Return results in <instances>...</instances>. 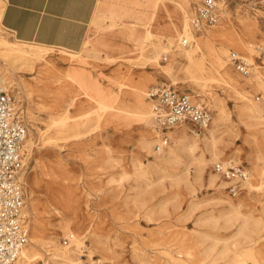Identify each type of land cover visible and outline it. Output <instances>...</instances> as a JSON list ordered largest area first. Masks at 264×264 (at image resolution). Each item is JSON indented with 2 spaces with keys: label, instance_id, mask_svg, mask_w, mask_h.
<instances>
[{
  "label": "rangeland",
  "instance_id": "374dc122",
  "mask_svg": "<svg viewBox=\"0 0 264 264\" xmlns=\"http://www.w3.org/2000/svg\"><path fill=\"white\" fill-rule=\"evenodd\" d=\"M135 1L100 0L95 16L108 15L110 7L143 8L136 5ZM141 1L144 0H139L140 6ZM202 1L165 0L162 3L165 8L157 10V19L153 22L152 29L160 35L165 23L173 25L176 22L174 20L178 12H170V7H167L170 5L189 8L191 24L195 8ZM0 4L4 10V1L0 0ZM220 9L219 23L207 30L216 31L226 27L242 36L245 48L222 46L223 39L212 38L211 49L207 52V69L212 70L203 76L207 83L195 70H187L190 68L187 61L180 62L177 58L178 49L183 47L181 39L173 45L169 44L166 37L162 40L170 52L167 54V61L164 56L158 64L148 54L141 55L139 51L129 53L123 49L125 41L119 37L118 32L134 21L132 16L118 18V26L110 27L113 21L104 15H100L94 23L92 21L84 48L76 52L78 55L74 59L70 60L60 53L67 50L57 48H53V52L47 56L57 66L50 72L42 70L51 82L57 81L51 87L30 85L33 75L23 72L6 80L14 91L16 107L22 112L28 134L34 142L32 151L26 154L25 192L26 206L30 212L26 217L30 239L28 247L32 245L34 237L47 240L52 238L55 242V245H47L41 249L39 264H52L46 250L53 252L55 247L73 248L72 240L63 229V217L76 218V222L82 224L78 232L82 233L85 228H96L102 240L111 236L117 243L114 264H166L168 257L165 251L168 250H174V256L183 253L187 264H210L217 259L215 264H264V239L258 243L262 254H256L255 251L235 253L238 250L235 246L238 244L232 237L238 227L226 228L224 218L213 219V216L224 217V213L229 211L230 203H241L243 214L263 219L264 187L260 190L257 187L261 186L264 179L259 172L264 160V139L260 133L240 121L234 113L236 100L223 93L221 82L208 80L217 76L213 70L219 67L221 55L225 51L229 54L230 66L234 72L237 71L232 63L233 53L248 58L252 64L251 69L261 67L264 72V63L257 58L258 48L264 46V38L259 35L254 40L246 29L247 22L257 20L264 32V5L258 0H227L226 6ZM148 28L147 23L142 24L136 33L140 34ZM191 28L193 29L192 24ZM207 30L203 32L206 33ZM203 32L194 30L193 33L200 36ZM0 36L18 42L3 27L0 29ZM159 38L156 37L155 41H159ZM92 49L98 52H92ZM109 51H114L112 56L116 58L115 62L108 59ZM168 64L171 74L177 78L176 84L165 71ZM8 68L6 61L0 57V70L5 74ZM68 73H71L72 78L67 76ZM194 81L197 82L193 83ZM135 86L147 89L142 99L150 107L151 122L152 102L148 95L153 88L167 86L195 95L196 102L205 104L210 109L212 124L221 113L215 105L220 103L218 101L221 98L225 101L232 115V122L223 117L217 122L216 129H219L218 134L223 141L220 154L222 161L211 163L210 170L201 182L190 187L168 178L164 186H147L151 181L158 182L168 171L175 174L176 167L168 162H163L156 168L152 165L156 163L157 153L164 151L162 156L165 155L176 144L179 136L186 135H177L178 131L187 130L188 136L201 138L208 134V130L197 134L188 125V128L177 127L169 133V144L158 150L161 136L153 122L147 124L139 118L140 113L148 108H139ZM67 87L69 92L66 91V95L81 94L77 104L69 109L64 107V98L60 96L63 94L60 89ZM245 89L254 101L257 97L264 99L261 90L251 86H246ZM209 91L220 98L211 99ZM68 100L65 97V101ZM100 105H106L107 109L99 110ZM61 126L75 128L73 131H62ZM148 130L154 134L151 152L142 148ZM203 151L204 145L201 144L197 156H202ZM205 155L210 158L208 153ZM227 160L232 162L231 165H241L249 172V180L244 183L242 193L236 198L227 189L209 186L210 173H215L214 165ZM140 163L143 167H151L146 177L136 167ZM230 185L231 182H228L227 188ZM239 224L237 223L238 226ZM84 232L81 237H86L82 252H79L80 260H100L101 264H106L102 250L86 235L88 231ZM213 245H216V250L211 253V258L206 250ZM222 246L229 248L231 252L221 259L218 253ZM189 252L191 255L187 256L186 253Z\"/></svg>",
  "mask_w": 264,
  "mask_h": 264
},
{
  "label": "bare ground",
  "instance_id": "6f19581e",
  "mask_svg": "<svg viewBox=\"0 0 264 264\" xmlns=\"http://www.w3.org/2000/svg\"><path fill=\"white\" fill-rule=\"evenodd\" d=\"M164 2L165 0H159V2H157V4L159 3V8L160 7L165 8V6L162 4ZM225 6H226V2L222 4L221 7H225ZM167 7H170V12L171 10L178 12V16L176 20H174L176 22L173 23V25L170 23L164 24V28L163 29L161 28L162 33L160 35H157L156 30L152 29V24L157 19V15H158L157 10L154 11L152 17H150L147 21L145 19L137 20L136 22L130 23L128 26L125 25L124 28L120 29V31L118 32L120 34L119 37H122V39L125 41L123 49L126 52L135 53L139 51L141 52V55L148 54L150 59H154L155 62H158V64H160V59L166 56L168 52H170V49L163 44L162 40L166 37L169 40V44L173 45L177 42V40L182 39L183 37H187L188 39H190V44L188 47H180L178 49V52L176 53L177 58H179L180 62L187 61L190 67L187 70L193 69L196 72H198L203 79H205L203 76L208 71L212 70V68L207 69V61H208L207 52L211 49L212 46L211 44L213 43L212 38L220 37L221 39H223L222 46L229 45L231 47H239L241 49L245 48L242 36H240L237 33H234L233 31H229L226 27H221L216 31L207 30L206 33L203 32L202 34L200 33L201 34L200 36H195L193 33L194 30L191 28V24H190L189 8L182 5L180 6V8H177L172 5ZM3 13L4 10H2V6L0 4V29L2 28ZM104 16L106 18L112 19L113 23L110 27L118 26L117 20L114 16L112 15H104ZM145 23H147L149 28L146 31L141 32L140 34H137L136 32L139 31V26ZM246 29L249 31L248 33L252 39L257 40L259 35H262V37L264 38V32L262 30L261 24L257 20L247 22ZM156 37H160L159 41H155ZM252 46L253 44L250 46V48ZM91 51L98 52L93 49ZM52 52H53V48H50L49 46L46 47L37 44L32 45L27 43L13 42L8 40L6 37L0 36V57L4 61H6V64L9 66V68L6 69L5 74L2 72V70H0V75L6 81L7 79H12L15 76V74L18 72L32 74L33 81L32 83H30V85H33L34 87L35 86L51 87V84L57 83V81L51 82L49 78L45 77V74L43 72L44 71L50 72L51 70L57 68L55 64H53L51 61L47 59V56ZM113 52L114 51H109L107 54H108V59L110 60L113 59V62H115L116 58L112 56ZM60 53L67 56L70 60L74 59L75 56L78 55L74 51L72 52L61 51ZM93 56L95 57L96 55L94 54ZM221 56H222L221 57L222 62L220 63L219 67L214 68L213 70V72L217 76L208 80H216L221 82L223 93L226 96L233 97L236 100L237 106L234 113L238 116L240 121L246 124L248 128L253 129L255 132L260 133L262 138L264 139V104L261 101H258L257 99L256 101H254L252 95L249 94L245 89L246 86L255 87L261 90L264 94V72L261 70V67H253L251 69V73L248 76H243L238 72H234L233 69L231 68L229 62V54L227 51H225V54ZM165 71L172 78L171 80L174 82V84H176L177 78L171 74L170 65L166 67ZM67 76L69 78H72L71 73H68ZM205 81L207 83L206 79ZM195 82L197 81H194L193 83ZM134 89L136 91L135 96L138 98L139 108L142 107L148 108L147 111L140 113L139 118L143 122H146L147 124L148 123L151 124L153 121L151 122L150 107L148 103L142 99L147 89L139 86H135ZM204 90H206V87L204 88ZM66 91L69 92L68 87L60 89V92L63 93L60 96L64 98L63 101L65 102L64 107L69 109L77 104L78 97H80L81 94L68 96L66 95ZM209 92L211 94V99L220 98V96H216V95L214 96V94L211 91ZM84 94L89 97V95L86 92H84ZM193 96L194 98L196 97L195 95ZM65 97L66 98L68 97L69 100L65 101ZM218 102L220 103H217L215 105V108L221 111V113L219 114V117H217V119L215 118L213 124L211 122L212 126L211 125L207 126L206 128L208 130L207 135L198 138V137H193L191 135L188 136L187 130L178 131L176 133L177 135L178 133H181L182 135L186 133V135L179 136L176 139V144L173 147L169 148V150L165 153V155L162 156L164 151L161 153H157L159 155L156 157L157 159L156 163H154L152 166L156 168L155 166L163 162H168L176 167L174 172L175 174L172 175L171 172L168 171L167 173H165L163 176L160 177L158 182L156 181L155 183L154 181L153 182L151 181L147 185L148 187H153L155 184L164 186L165 181L168 178L173 179L176 183L183 182L191 187L193 184L202 181L204 176H206L208 170H210L209 166L211 163L221 160L220 157V154L222 152L221 144L223 141L218 134L219 129L218 130L216 129L218 126L217 122L221 119V117H223L228 122H232V117H231L232 115L228 111L226 107V103L222 98ZM98 109L106 110L107 106L100 105ZM185 126L186 128H188L187 125H183L182 127ZM61 128L62 131H73L75 126H61ZM153 139H154V134L148 130L147 135L143 139L142 148L144 150L151 152L152 146L154 144ZM201 144L204 145V151L202 156L198 157L197 152L201 149ZM33 145H34L33 139L31 135L29 136L28 134L24 147L25 155L32 151ZM205 153H208L210 158L207 157ZM231 163L232 162L230 160L224 162V164L227 165H231ZM143 166L144 165L140 163L136 167L139 170H141L143 176L146 177L151 167L150 166L143 167ZM259 172L262 175V177H264V160H263V166L261 167ZM220 178L221 177L216 173H210L209 186L216 188L218 187L221 189H227L228 182L225 181L224 179H223L224 181H222V178L221 179ZM249 185L250 187H252L251 184ZM263 187H264V179L261 183V186L257 188L260 190ZM145 191L146 189H144V192ZM241 208H242L241 203L239 205L230 203L229 211L224 213V217L213 216V219L224 218L226 228H232L234 226L238 227L236 234L232 237V239L236 240L238 244L235 246L238 247V250L235 253L240 254L243 252L255 251L257 252L256 254H260L262 251H259L258 243L261 239H264V216L263 219H254V217L251 216L250 214H243L241 212ZM29 214L30 212L28 210V206H25L24 216L27 217V215ZM76 220H77L76 218L75 219L67 218V217L62 218L64 232L66 233V235H68L70 240H72L71 243L73 244V248L68 247L65 249H61L55 247L53 249V252L46 250L49 252L48 253L49 261H51L52 264H72L73 262L80 260L81 254L79 255V252H82L81 249L84 247V237H86V236L81 237V235L85 233L84 231L86 232L88 231L86 235H89L93 244L97 248H100L102 250V253L105 256L104 260L105 262H107L106 264H114V259H116L117 256L116 241L111 236L107 237V239L105 238V240H102L100 236L101 234L99 233V231L96 230V228L95 229L85 228V230L82 233L78 232L82 224H78ZM237 223H240L239 226L237 225ZM31 241H32V245L27 247L23 251L21 257L19 258V260L15 262V264H39V259L42 258L41 249L47 247V245H55V242L53 241L52 238L51 240H47L41 237H34L32 238ZM223 247L224 246L221 247L222 250L218 253L221 259L226 258L228 254L231 252L229 248L227 247L223 248ZM214 250H216V245H213L209 247L208 250H206V252L209 254L208 257H211L210 255ZM172 251L171 250L165 251V255L168 257V261L166 260L167 261L166 264H187V261L183 259L185 258V255H183V253H179L177 256H174ZM186 254L187 256L191 255L190 252ZM91 256H92V252L89 253L90 258ZM239 257H241V255ZM217 260L210 262V264H215ZM90 261L92 260L90 259ZM143 261L144 263L146 262L145 260ZM147 263L148 262H146V264Z\"/></svg>",
  "mask_w": 264,
  "mask_h": 264
},
{
  "label": "built area",
  "instance_id": "2783aa9c",
  "mask_svg": "<svg viewBox=\"0 0 264 264\" xmlns=\"http://www.w3.org/2000/svg\"><path fill=\"white\" fill-rule=\"evenodd\" d=\"M227 0H203L194 11L192 27L198 32L216 26L221 18V6ZM264 5V0H258ZM188 47L190 39L180 41ZM259 61L264 63V46L258 48ZM166 55L165 61L168 59ZM232 63L235 70L248 76L252 64L250 60L233 53ZM152 102V121L161 136L158 150L170 142L169 133L176 127L190 126L201 134L212 121L208 106L198 103L194 96L172 87L153 88L149 95ZM258 101L264 99L257 97ZM28 127L15 104L12 87L0 75V264H15L28 247L29 228L24 216L26 206L25 177L27 173L25 142ZM214 172L224 180L231 182L227 188L230 195L238 197L243 185L249 180V172L241 165H227L219 162L214 165ZM72 264H101L100 260H78Z\"/></svg>",
  "mask_w": 264,
  "mask_h": 264
},
{
  "label": "crops",
  "instance_id": "0c3cea01",
  "mask_svg": "<svg viewBox=\"0 0 264 264\" xmlns=\"http://www.w3.org/2000/svg\"><path fill=\"white\" fill-rule=\"evenodd\" d=\"M2 27L18 42L79 52L89 37L91 23L104 14H96L100 0H3ZM159 0H139L143 8L115 9L108 15L132 16L134 21L148 20L159 8ZM139 17V18H138ZM131 22V23H133Z\"/></svg>",
  "mask_w": 264,
  "mask_h": 264
}]
</instances>
